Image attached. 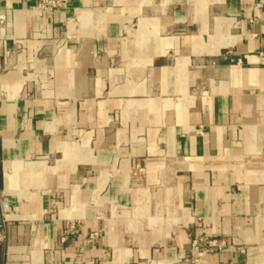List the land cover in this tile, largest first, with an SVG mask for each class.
<instances>
[{
  "label": "crops",
  "instance_id": "1",
  "mask_svg": "<svg viewBox=\"0 0 264 264\" xmlns=\"http://www.w3.org/2000/svg\"><path fill=\"white\" fill-rule=\"evenodd\" d=\"M257 2L0 0V264H264Z\"/></svg>",
  "mask_w": 264,
  "mask_h": 264
},
{
  "label": "built area",
  "instance_id": "2",
  "mask_svg": "<svg viewBox=\"0 0 264 264\" xmlns=\"http://www.w3.org/2000/svg\"><path fill=\"white\" fill-rule=\"evenodd\" d=\"M69 0H34V4L31 9L37 14L38 17H44L50 15L56 11L63 10L66 8ZM258 7L264 6V0H258ZM3 21L0 20V25H2ZM260 61L261 64L264 65V50L260 52ZM0 210L4 212L8 210L7 202L1 200L0 201ZM233 249V244H228L223 240H207L205 238H199L193 240L190 244V250L193 254L199 253H209L213 251H224ZM239 252H242V249L238 248ZM197 258L192 255L190 259H185L186 262H195Z\"/></svg>",
  "mask_w": 264,
  "mask_h": 264
},
{
  "label": "rangeland",
  "instance_id": "3",
  "mask_svg": "<svg viewBox=\"0 0 264 264\" xmlns=\"http://www.w3.org/2000/svg\"><path fill=\"white\" fill-rule=\"evenodd\" d=\"M158 221V220H157Z\"/></svg>",
  "mask_w": 264,
  "mask_h": 264
}]
</instances>
